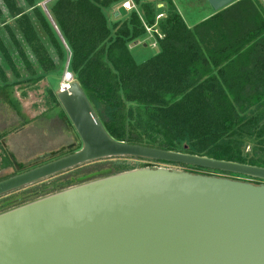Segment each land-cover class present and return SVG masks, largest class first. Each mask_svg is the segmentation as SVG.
<instances>
[{
  "label": "trees",
  "instance_id": "16d2710c",
  "mask_svg": "<svg viewBox=\"0 0 264 264\" xmlns=\"http://www.w3.org/2000/svg\"><path fill=\"white\" fill-rule=\"evenodd\" d=\"M1 1L42 69L53 71L55 62L41 43L30 12L39 20L61 61L65 49L49 19L37 7L38 0H25L30 12L19 0ZM121 1L55 0L50 8L71 51L70 71L110 136L133 145L264 167V122L252 117L264 107L263 2L239 0L191 29L173 0H159L167 11L160 19L157 17L165 7L157 8L150 0H133L140 9L129 12L130 21L117 23L113 35L104 10ZM146 25H157L163 33L164 37L158 38L161 52L138 64L129 41L144 36ZM0 51L12 71L21 76L1 37ZM20 56L28 70L33 69L22 49ZM0 75L3 100L20 113L19 103L5 93L10 84L1 64ZM62 119L74 127L65 110ZM250 145L251 153L246 154ZM145 167L149 166L141 168ZM135 169L104 170V174L78 184L71 179L68 186Z\"/></svg>",
  "mask_w": 264,
  "mask_h": 264
},
{
  "label": "water",
  "instance_id": "95a60500",
  "mask_svg": "<svg viewBox=\"0 0 264 264\" xmlns=\"http://www.w3.org/2000/svg\"><path fill=\"white\" fill-rule=\"evenodd\" d=\"M207 1L219 12L239 0ZM68 81L58 99L82 149L29 170L10 152L18 173L0 181V196L113 157L264 182V167L117 141L72 73ZM0 264H264V183L157 167L87 182L1 213Z\"/></svg>",
  "mask_w": 264,
  "mask_h": 264
},
{
  "label": "rangeland",
  "instance_id": "374dc122",
  "mask_svg": "<svg viewBox=\"0 0 264 264\" xmlns=\"http://www.w3.org/2000/svg\"><path fill=\"white\" fill-rule=\"evenodd\" d=\"M55 0H38L37 7L49 19L52 27L59 36L65 49V59L61 61L58 57L57 50L50 44L48 35L41 27L35 14L30 12L29 6L25 0H19V4L27 9L36 27L38 37L41 43L47 48L48 53L53 58L56 68L51 72L42 69L36 55L28 45L16 20L9 14L6 6L0 0L2 14L0 16V37L6 48L10 52L14 62L17 64L20 75L17 76L8 65L4 55L0 51V64L9 79L7 92L10 97L16 100L20 106V113L16 111L13 104L5 102L4 97L0 94V180L18 173L15 166L10 160L9 153H13L18 161L26 165V170L35 168L55 159L76 152L83 147V143L72 126H67L62 119L64 111L58 94L65 81L66 73L70 71L71 51L61 38V35L53 25L48 16L43 3L50 12ZM145 0H142L144 2ZM153 1L157 8L160 7L159 0ZM264 4V0H261ZM177 6L178 12L186 22L187 26L193 29L197 24L214 16L213 11L207 0H173ZM162 13L167 15L166 6H163ZM161 8V7H160ZM140 9V8H139ZM141 11V10H140ZM116 15V13H118ZM108 19L112 34L115 35L120 23L130 21L131 14L122 9L120 3L113 4L104 10ZM118 23V24H117ZM147 27L149 29H147ZM146 27V34L139 39L129 41V49L138 64H142L161 52L158 38L163 33L158 26ZM12 33V34H11ZM13 37L17 40L14 41ZM22 49L33 69L28 70L20 56ZM35 74H34V73ZM74 79H76V76ZM0 75V86L4 85ZM62 153L52 156V153ZM252 146L246 148L245 153H251ZM144 166L174 169L178 171L191 172L195 174H204L209 176H218L233 180L247 181L253 184H262L264 182L255 180L246 176L225 173L203 168H195L178 163H161L153 161H143L131 158L113 157L88 162L78 167L72 168L60 174L43 179L34 184L23 187L19 190L0 196V214L6 211L27 205L39 199L59 193L63 190L74 186L69 181L73 179V184L80 181L90 180L93 177L100 176L107 170H121V168L139 169ZM105 170V172H104ZM97 172V174H94ZM80 176L83 178L81 179ZM89 182V181H88ZM86 183V182H84Z\"/></svg>",
  "mask_w": 264,
  "mask_h": 264
},
{
  "label": "built area",
  "instance_id": "2783aa9c",
  "mask_svg": "<svg viewBox=\"0 0 264 264\" xmlns=\"http://www.w3.org/2000/svg\"><path fill=\"white\" fill-rule=\"evenodd\" d=\"M120 6H121L122 9H124V10H126L128 12H131L133 10L138 11V9H139L138 5H136L133 0H123V1L120 2ZM163 6H164V4H160L161 8H163ZM163 16H164L163 14H159L157 19H160ZM146 27H147V25H146ZM147 29H149V28L147 27ZM159 36L162 38L161 35H159Z\"/></svg>",
  "mask_w": 264,
  "mask_h": 264
},
{
  "label": "crops",
  "instance_id": "0c3cea01",
  "mask_svg": "<svg viewBox=\"0 0 264 264\" xmlns=\"http://www.w3.org/2000/svg\"><path fill=\"white\" fill-rule=\"evenodd\" d=\"M216 13V12H215ZM209 18H210V16H209ZM208 19V18H207ZM204 20H202V22H203ZM201 23V22H200ZM198 25V24H197ZM254 109H256V108H253L252 110H254ZM252 117H258L259 119H262V121L264 122V107L263 108H260L259 110H256L254 113H253V115H252Z\"/></svg>",
  "mask_w": 264,
  "mask_h": 264
},
{
  "label": "bare ground",
  "instance_id": "6f19581e",
  "mask_svg": "<svg viewBox=\"0 0 264 264\" xmlns=\"http://www.w3.org/2000/svg\"><path fill=\"white\" fill-rule=\"evenodd\" d=\"M69 74H70V73L67 72L66 75H65V81L68 82V84H69V81H68V76H69ZM64 84L67 85V83H64Z\"/></svg>",
  "mask_w": 264,
  "mask_h": 264
},
{
  "label": "flooded vegetation",
  "instance_id": "af4514ba",
  "mask_svg": "<svg viewBox=\"0 0 264 264\" xmlns=\"http://www.w3.org/2000/svg\"><path fill=\"white\" fill-rule=\"evenodd\" d=\"M68 155V154H67Z\"/></svg>",
  "mask_w": 264,
  "mask_h": 264
}]
</instances>
